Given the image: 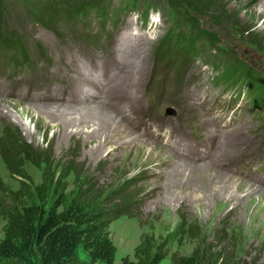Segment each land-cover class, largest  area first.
<instances>
[{"label":"rangeland","instance_id":"obj_1","mask_svg":"<svg viewBox=\"0 0 264 264\" xmlns=\"http://www.w3.org/2000/svg\"><path fill=\"white\" fill-rule=\"evenodd\" d=\"M227 1L228 9L240 14L239 20L243 27L256 24L258 32L264 31V12H261L264 0ZM117 4L121 2H116L115 6ZM40 11L43 15V10ZM20 17V13L14 16L11 26L16 25ZM23 24L28 30L35 27L34 22ZM124 24V31L129 32L134 22H128L125 18ZM57 27L66 28L63 24ZM208 27L230 41L235 52L245 54L254 62L264 65V57L253 45L241 39L236 27L224 24H208ZM161 31H158V35L146 37L147 40L130 42L124 53V65L117 57L109 60L104 73L109 71L105 80L110 83H102L101 79L78 72L70 96L74 106L26 105L1 100L0 109L3 111H0V136L2 127L9 125L20 130L24 139L36 148H46L51 142L57 165L62 164L66 156L71 157L69 159L76 158L91 174L98 177L101 185L124 183L131 179L135 181L133 184L137 192L141 193L137 212L140 219L122 217L110 225L111 238L117 247L115 264H121L126 256L133 259L134 250L144 233H153L167 245L169 257L161 264H172V256H190L199 249L200 252L213 255L223 264H264V128L254 112L247 107L243 108L245 101H232L221 112V119L225 122L232 117V122L242 124L243 139L237 141L241 137L239 128L221 130L217 132L219 139L214 145L218 147L216 150L207 141L192 151V154L199 157L173 154L165 148L164 141L155 142L152 137L148 140L136 133L139 131L137 118L143 128L150 127L166 135L172 127L173 119L165 117L164 111L168 106H176L185 93L188 79L185 68L177 64L176 60L171 59L170 66L166 60L160 63L155 60V48ZM39 34L40 31L35 38ZM110 50L112 48L83 45V52L73 57L70 65L65 64L69 69L89 67L88 58L94 56V65L101 70ZM140 67V73L137 74ZM178 71L183 74L180 83L177 81ZM197 73L192 69L189 75L195 76ZM85 87L101 94V97H94L92 106L83 105L82 93ZM97 104L103 106L114 120L118 119L121 126L117 127L121 129L114 132L96 130L85 120L88 117L87 107ZM239 105L241 107L236 110ZM123 108L128 110L129 116ZM207 121V125L212 126ZM113 126L109 124L108 128L112 129ZM144 142L153 143L156 148L150 150ZM227 150L225 167L215 168ZM24 164L33 182L39 184L42 172L30 162ZM194 165H211L209 175L212 178L222 180L219 176L223 174L229 180L227 187L235 183L237 188L223 194L226 197L213 198V181L200 177ZM184 167L187 168L186 172H183L186 170ZM0 177L13 190L19 188L18 180L10 177L1 157ZM73 180V176L68 178L69 190L73 188ZM3 225L4 222H1L0 240L3 237Z\"/></svg>","mask_w":264,"mask_h":264},{"label":"trees","instance_id":"obj_2","mask_svg":"<svg viewBox=\"0 0 264 264\" xmlns=\"http://www.w3.org/2000/svg\"><path fill=\"white\" fill-rule=\"evenodd\" d=\"M8 1L0 0V45L7 43L10 36L1 28L4 17L11 18L6 11ZM21 1L36 18L35 23L45 22L49 8L43 6V0ZM94 1L100 0H77L75 5L85 6ZM140 3L163 7L179 25L186 27L181 33L167 36L179 48L181 41L189 45L183 48L185 51L196 39L209 44L218 40L220 33L211 31L208 24H224L236 27L241 39L264 57V31L258 32L256 24L243 27L240 14L228 9L227 0H127V4H117L116 9H133ZM172 38L177 42L172 43ZM53 151L51 142L39 149L27 142L17 128L5 125L1 129L0 157L10 177L18 180L19 188L13 190L0 177V225L4 222L0 264H115L117 247L110 225L122 217L140 219L137 212L141 193L137 192L135 181L101 185L98 177L76 158L66 156L57 165ZM26 162L42 172L39 184L25 170ZM70 176L74 177L72 190L67 182ZM168 253L165 242L153 233H144L133 259L126 256L121 264H161ZM170 259L172 264H223L200 249L190 256L175 255Z\"/></svg>","mask_w":264,"mask_h":264},{"label":"bare ground","instance_id":"obj_3","mask_svg":"<svg viewBox=\"0 0 264 264\" xmlns=\"http://www.w3.org/2000/svg\"><path fill=\"white\" fill-rule=\"evenodd\" d=\"M261 12L263 13L264 12V6L262 7V10ZM141 62V61H140ZM139 62V63H140ZM138 63V64H139ZM119 70V68L117 69ZM116 70V71H117ZM140 70H141V67L137 70V74L140 73ZM115 71V72H116ZM107 73L109 72L108 70L106 71ZM114 72V73H115ZM142 72V71H141ZM107 73H103L102 75V78L104 77V79H101L102 83L103 82H107L105 79L107 78ZM113 73V74H114ZM107 83H110L107 82ZM40 106V105H39ZM92 106V105H91ZM87 114H88V117L85 119L87 121L90 122L91 125H93L94 127H96V130H101V129H104V130H107V131H113L114 130H118L121 129V127H117V126H121V123L118 122V119L117 120H114V118L112 117V115L110 113H108L106 111V109L103 107V106H100L97 104V106H93V107H87ZM76 109V108H75ZM0 111H3L2 109H0ZM83 111V110H82ZM132 111V110H131ZM85 112V111H84ZM83 113V112H82ZM128 113V112H127ZM129 116V113L127 114ZM117 117V116H116ZM82 120V119H80ZM206 125L208 124V121L206 120L205 121ZM211 123V121H210ZM109 124H113L115 126H113L112 129H109L108 128V125ZM123 125V124H122ZM212 125V123H211ZM216 131L219 133V132H222L224 130L221 129L220 126L218 125H214ZM138 132H136L140 137H147L149 138L148 140H150V137H152V140L156 142V140L159 138V136L157 135V133H155L154 131H151L149 127H146L142 130H140V125H138ZM222 130V131H221ZM219 139L218 137V134H212L211 137L208 139L209 142H211L213 144V150H216L218 147H215V143L216 141ZM143 142V141H141ZM145 145L146 148H150V150H152L153 148H156V146L153 144V143H149V142H144L143 143ZM215 145V146H214ZM222 145V140L220 142V147ZM166 148L170 151V152H173V154H182L184 156H187L188 158L192 157L193 155H196V154H192V152H186V151H183L181 150L178 146H176L175 144H173L172 142H168L166 145ZM219 146V145H218ZM144 147V146H143ZM144 148V149H146ZM198 148V146H197ZM195 151V150H194ZM193 151V152H194ZM197 156V155H196ZM201 156V155H200ZM199 157V156H197ZM211 165H202V166H196L194 165V169L198 172H200V177L202 178H205V179H210L211 181H213L214 185H212L211 187L213 188V191L214 193H211L212 197L213 198H216V199H219L221 197H226V195H223V194H226L229 190H235L237 188V185L235 183H231L230 184V187H227V185L229 184V180L224 176L220 175L219 177L222 178L219 179V178H212V175H209L210 173V170H209V167ZM190 168V167H189ZM213 168V166H212ZM184 169H186L185 171L183 172H186L187 171V168L184 167ZM184 169H181V170H184ZM192 169V168H191ZM198 174V175H199ZM210 183V182H209ZM212 183V182H211ZM210 183V184H211ZM238 184V182H237ZM216 185V186H215ZM207 189V187H206ZM264 191V190H263ZM222 194H221V193ZM229 193V192H228ZM232 193V192H231ZM231 197H233V195L231 194Z\"/></svg>","mask_w":264,"mask_h":264}]
</instances>
